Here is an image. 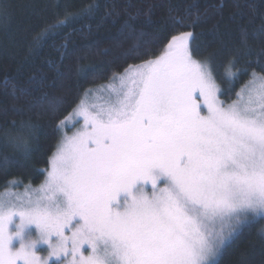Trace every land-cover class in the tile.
Segmentation results:
<instances>
[{
    "label": "snow or ice",
    "instance_id": "snow-or-ice-1",
    "mask_svg": "<svg viewBox=\"0 0 264 264\" xmlns=\"http://www.w3.org/2000/svg\"><path fill=\"white\" fill-rule=\"evenodd\" d=\"M12 7L10 0H0L5 30ZM154 7L137 8L120 28L133 41L120 55L142 62L129 64L106 85L86 89L58 122L56 131H64L39 188L0 196V264H219L243 231L260 225L264 240V75L254 74L230 103L221 99L252 68L251 62L241 66L250 57L264 73V0L247 5L260 11L261 23L251 32L240 29L223 89L216 69L228 42L221 39L212 50L204 45L208 51L201 60V33L180 31L196 27L209 9L201 13L194 3L180 13L169 6L153 31L137 28L140 17L152 24ZM234 7L231 15L237 16L241 5ZM100 10L94 2L76 11L65 7L62 18L58 13L33 37L30 51L62 37V62L70 54L74 26ZM219 24L210 31L219 34ZM165 27L172 33L166 42ZM59 62L50 60V70L59 72ZM92 71L79 68L77 75L87 79ZM44 83L35 73L25 84L6 74L2 87L19 101ZM97 93H107V99L96 102ZM41 101H47L44 111L56 114L65 97L49 100L44 94L27 106L14 104L12 111L23 117ZM40 130L31 118L0 129V169L15 163L9 148L29 159ZM40 245L47 256L38 255Z\"/></svg>",
    "mask_w": 264,
    "mask_h": 264
},
{
    "label": "trees",
    "instance_id": "trees-1",
    "mask_svg": "<svg viewBox=\"0 0 264 264\" xmlns=\"http://www.w3.org/2000/svg\"><path fill=\"white\" fill-rule=\"evenodd\" d=\"M90 2L98 4L101 10L96 17L84 19L74 26L76 31L67 49L70 54L62 62H59L57 52V47L63 43L62 37H58L54 42L49 40L38 50L30 51L33 37L48 24L53 23L58 13L62 18L65 7L69 11H76ZM260 2L262 0H10L13 7L7 30L3 24H0V129L10 128L13 121L19 123L21 119L31 118L41 130L38 133L35 150L29 159L20 157L10 148L7 150L10 157H15V163L6 170L0 169V193L12 187L17 181H22V184L20 187H12L15 190L27 186L36 188L41 185L46 177L45 170L49 167V157L55 152L60 140L61 132L56 131L58 122L72 111L75 104L83 98L86 89H96L100 85H105L109 83L110 77L122 73L129 64L142 62L132 58L125 60L120 55L133 43L131 38L121 33V25L128 19L129 14H135L137 8H146L149 4L155 6L151 25L144 23V17H140L135 22L137 28H144L149 32L159 26L169 6H174L180 13H183L185 7L194 3L200 6L201 13L208 8L209 14L196 27L183 28L180 31L201 33V55L196 57L201 60L207 56L208 50L216 48L221 39L228 42V48L220 54L216 69L221 77L217 80V84L223 89L228 87L223 79L225 72L230 75L233 71L225 65L230 58L232 44L238 39L240 29L244 28L251 32L261 23L260 11H253L247 5ZM237 3L241 5L240 14L232 16L231 14L237 11L234 7ZM214 6L219 8L213 11ZM113 10L117 15H105L106 11ZM217 21L220 22L219 34L210 31ZM226 31L229 35L223 36ZM171 34V31L165 27L163 32L165 42ZM204 45H208V50H205ZM161 48L162 45L157 47V55ZM50 60L59 62V72L50 70L48 64ZM255 61L256 57H250L248 61L242 62L241 66L251 62L252 68L240 78L229 96H221L222 100L230 103L236 99L235 93L241 91L254 74L264 75ZM85 67H90L93 71L89 73L87 79H81L77 75V70ZM34 73L37 78L43 75L45 83L40 86V91L34 92L32 96L14 101L10 90L8 93L3 90V78L6 74L16 77L19 83L25 84ZM44 94L49 100L63 95L65 97L63 109L56 114L48 113L44 111L47 101H41L39 106L23 117L12 111L14 104L17 107L27 106L33 97L39 98ZM3 151L0 148V154ZM6 183L7 188H5ZM259 227L260 225H257L256 228L239 234L220 258L219 264H264V240L259 238L257 231Z\"/></svg>",
    "mask_w": 264,
    "mask_h": 264
},
{
    "label": "rangeland",
    "instance_id": "rangeland-1",
    "mask_svg": "<svg viewBox=\"0 0 264 264\" xmlns=\"http://www.w3.org/2000/svg\"><path fill=\"white\" fill-rule=\"evenodd\" d=\"M251 80H252V79H251ZM251 80H250V82H249L247 85H249V84L251 83ZM105 85H106V84H105ZM96 95L100 97V99L97 100L96 102L103 103L104 100L107 99V93H104V94L97 93ZM93 99H95V97H94ZM81 123H82V121H81ZM77 127H79V126H77ZM63 131H64V129H63V127H61V133H62ZM72 131H75V128H73ZM71 134H72V132H68V135H71ZM60 141H61V135H60V140H59V142H58V145L60 144ZM58 145H57V147H58ZM39 186H40V185H39ZM39 186L36 187V188H39ZM36 188H33V189H36ZM5 192H9V193H20V194H23V193L25 192V188H23V189H21V190H15V189L12 188V187H8L5 191H3L2 193H0V196H3V195L5 194ZM39 249H44V250L41 251V250H39ZM38 255H41V256H47V248H46L45 245H40V246H39V248H38Z\"/></svg>",
    "mask_w": 264,
    "mask_h": 264
}]
</instances>
